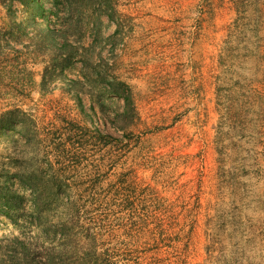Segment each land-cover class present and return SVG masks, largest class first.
<instances>
[{
	"label": "rangeland",
	"instance_id": "374dc122",
	"mask_svg": "<svg viewBox=\"0 0 264 264\" xmlns=\"http://www.w3.org/2000/svg\"><path fill=\"white\" fill-rule=\"evenodd\" d=\"M61 1L12 2L0 264H47L67 247L51 235L63 225L66 264H264V0H81L78 13L70 0L58 18ZM0 25H11L1 4ZM115 82L135 106L121 130ZM155 208L174 217L167 234ZM98 215L111 221L89 222Z\"/></svg>",
	"mask_w": 264,
	"mask_h": 264
},
{
	"label": "trees",
	"instance_id": "16d2710c",
	"mask_svg": "<svg viewBox=\"0 0 264 264\" xmlns=\"http://www.w3.org/2000/svg\"><path fill=\"white\" fill-rule=\"evenodd\" d=\"M18 2V0H0V4L3 5V7L8 10L9 13V17L11 19V25H5L2 26L0 25V56L3 57L4 55V49H6L9 46V41L8 39H5L6 35H11V33H18V23L15 20V14L12 12V2ZM79 1L82 3L81 0H76L74 2V6L76 7V13H78L79 10ZM102 1V0H101ZM9 2V4H8ZM204 4H203V8H208L207 6V0H203ZM209 2V0H208ZM58 6H56V12L55 15L59 18L60 16H58L59 12L64 10V8L66 7V9H68V11H70L71 6H70V0H62L60 2V4H57ZM70 6V7H69ZM62 9V10H61ZM103 14V11H100ZM94 20H100V15H98L97 17L94 18ZM11 26V27H9ZM70 26L69 25H65L63 24L62 28H61V33L63 35L66 36V33L68 32ZM8 57V56H6ZM79 85V84H78ZM112 90L113 93L115 94V97H118L121 99V101L123 102V109L120 112H117L116 114V119L111 120L109 117L106 116L105 113V101L100 100L98 98L97 103H98V107H100L101 110V116L102 119L107 122L109 121V119L112 122V124L115 125L116 129L121 130V127H127L131 124L132 121V114L135 112V106L132 103V93L130 90V87L128 86V84H126L125 82H115V84H112ZM11 94V93H10ZM10 114V113H9ZM123 124V125H121ZM125 125V126H124ZM128 136V135H127ZM107 138H115L112 134L110 133H104L102 132L100 135V139L102 140V142L104 144H110L111 142L107 141ZM119 140V139H118ZM26 184H28L29 186L26 187H30V189L35 190L34 192H39V190L42 189V186L44 184V181H42L39 177H34V178H29L26 179ZM33 204L35 205L36 208H38L39 210L41 208L45 209V205L44 202L41 200V196H37V198H35L33 200ZM169 212V210H167V208L160 209V208H155L153 210L148 211L149 213V218L150 219H154L156 221H158L159 223L156 225V230L167 234L170 230H172V228L175 226V220L174 217H167L165 220V216L166 214ZM159 217V218H158ZM163 217V218H162ZM167 221L168 226L166 224L163 223V221ZM110 217L109 216H96V217H92L89 219L90 223H97V224H102V225H106L108 222H110ZM76 223V222H75ZM44 234L46 235H50L52 233V230L50 227L46 228L45 231H42ZM62 236L63 241L66 240L68 241V243L66 244V246L68 247L70 245V240H71V231H68L66 228V225H63V227H61L58 230L53 231V233L51 235H54L55 238L58 235ZM53 236V237H54ZM97 237V236H96ZM96 237L94 238H89L88 236L86 237V244L93 246V243L96 242L95 240L97 239ZM63 247V245H62ZM62 248L61 251H57L56 249H52V252H50L49 258H48V262L47 264H66L67 262L64 261V257L68 256V253H70L71 251H74L73 246H71V248ZM23 253H26V250H23Z\"/></svg>",
	"mask_w": 264,
	"mask_h": 264
}]
</instances>
